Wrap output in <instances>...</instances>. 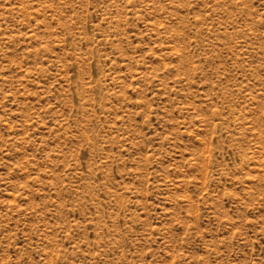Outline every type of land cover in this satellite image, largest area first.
<instances>
[{"label": "rangeland", "instance_id": "374dc122", "mask_svg": "<svg viewBox=\"0 0 264 264\" xmlns=\"http://www.w3.org/2000/svg\"><path fill=\"white\" fill-rule=\"evenodd\" d=\"M0 264H264V0H0Z\"/></svg>", "mask_w": 264, "mask_h": 264}]
</instances>
